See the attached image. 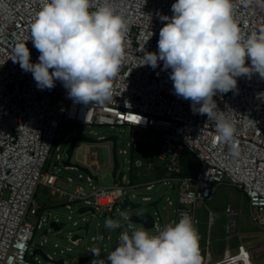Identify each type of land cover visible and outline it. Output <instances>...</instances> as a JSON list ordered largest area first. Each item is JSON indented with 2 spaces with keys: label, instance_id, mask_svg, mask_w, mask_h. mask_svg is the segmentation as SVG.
Wrapping results in <instances>:
<instances>
[{
  "label": "built area",
  "instance_id": "2783aa9c",
  "mask_svg": "<svg viewBox=\"0 0 264 264\" xmlns=\"http://www.w3.org/2000/svg\"><path fill=\"white\" fill-rule=\"evenodd\" d=\"M45 2L0 0V264H45L37 254L31 256L35 229L42 228L48 220L36 197L41 185L63 196L68 208L70 203L80 201L101 213L110 212L115 204L118 209L124 200L130 202L137 196L136 185L125 172L121 180L105 186L99 164L88 166L97 179L87 175L88 183H76L74 191L58 186L56 173L44 171L53 150L60 148L58 142L66 126L71 124H105L111 128L128 125L132 131L131 171L150 169L156 159L162 161L164 174L158 182L176 190V206L170 222L160 223L161 216L156 217L150 234L179 222L181 214L186 213L193 218L199 235L198 209L219 184L242 190L248 199L251 222L264 226V96L259 95L264 93V78L258 73L241 76L237 90L214 97L219 109L227 111L225 114L235 121L238 154L234 155L231 143L220 138L214 122L208 121L206 114H194L191 101L175 94L170 69L163 70V62L156 69L139 66L144 63L140 49L158 51L159 32L166 23L159 16H171L175 0H112L128 22L126 58L111 82L113 99L103 105L74 104L60 81L52 89L40 90L32 74L11 59L17 43L29 38L31 23ZM101 2L92 0L93 9ZM233 2L242 36L264 28V7L256 0ZM28 47L36 62L40 53L31 40ZM71 137L67 134L63 139ZM186 151L200 161L196 176L181 175ZM62 158L57 154V160ZM111 168L110 157L108 170ZM67 181L74 183L70 177ZM154 184L150 182L146 188L152 189ZM143 199L151 200L150 196ZM226 211L229 237L236 231L239 210L230 205ZM129 226L134 228L127 224L125 229ZM212 239L210 232L207 243ZM251 254L240 244L235 252L227 247L218 260L207 254L204 264H252Z\"/></svg>",
  "mask_w": 264,
  "mask_h": 264
},
{
  "label": "clouds",
  "instance_id": "9594fccd",
  "mask_svg": "<svg viewBox=\"0 0 264 264\" xmlns=\"http://www.w3.org/2000/svg\"><path fill=\"white\" fill-rule=\"evenodd\" d=\"M256 3L264 7V0ZM171 10V16H159L166 23L159 32L158 51L140 49L144 63L139 66L156 69L163 62L175 94L191 101L194 114H206L236 155L235 121L214 97L237 90L241 76L258 73L264 78V28L242 36L233 0H175ZM127 31L128 22L112 0H102L95 9L92 0H46L31 23L29 38L17 43L11 59L32 74L38 89H52L60 81L74 104L103 105L113 99L111 82L126 58ZM29 40L40 53L36 62ZM105 227L121 224L108 219ZM89 251L91 264H202L198 231L186 213L157 234L129 226L106 259L99 246Z\"/></svg>",
  "mask_w": 264,
  "mask_h": 264
},
{
  "label": "rangeland",
  "instance_id": "374dc122",
  "mask_svg": "<svg viewBox=\"0 0 264 264\" xmlns=\"http://www.w3.org/2000/svg\"><path fill=\"white\" fill-rule=\"evenodd\" d=\"M115 132L118 134L119 139L117 142L118 149V158L121 162V169L126 173L128 179L135 176V172H132L128 167L130 166V161L132 159V148H131V128L128 125H121L115 128H111L109 125L105 124H93L91 126L71 124L67 125L62 138L59 140L58 144L60 145L59 150H53V155L48 159L44 171L54 172L58 176V186L61 188L67 189L69 191H74L76 183H88L87 174L78 168H65L63 164L57 166L54 163L57 161V154H61L63 159L66 155V149L70 146L71 140H64L67 134L72 136L75 134L87 135L93 138H101L109 135L110 133ZM125 150V153L123 152ZM80 151L83 155L84 162L92 163L93 168L98 163L102 167L101 180L105 186L112 185L113 178L111 172L108 168V148L106 146L96 144V145H85L81 146L76 150ZM75 154V157H76ZM75 157L73 160H75ZM156 161H159L156 159ZM82 175V177H80ZM163 175V174H161ZM72 178L74 183L68 182V178ZM96 185H99V182H95ZM41 187H39L38 192H40ZM50 191V190H49ZM137 196L132 198L133 202L139 203V206L132 210V212H140L148 210L154 217L161 216L163 221L160 223H168L173 217V209L176 205L177 192L173 190L169 184L164 182H156L152 189H147L146 186L135 188ZM40 193L37 194V200H39ZM150 196V201H144L143 197ZM169 200L172 201V204H169ZM214 205H213V204ZM233 204V206L239 210V214L236 217V225L238 233L233 235L230 239V248L232 251H235V247L239 242H245L247 244L258 241L261 237L260 234L254 233L249 234L247 231L253 230L254 226L251 224L250 219V208L248 204V199L246 195L239 188L228 185L221 184L216 188V191L212 197V201H205L204 205L210 207L212 210L217 212L216 220H226V211L225 207L227 204ZM66 202L58 203L53 206H47L43 210V216L50 218H58L61 223L64 224L63 232L56 234L52 230H48V227L44 225L42 228L35 229L32 245L39 246L42 244L44 252L50 253L52 256L59 258L64 257L66 260H70L72 256H79L81 254H90L87 247L99 246L101 248V254L104 253L106 256L108 252L114 250L119 244V236L121 231L125 226L116 229H109L105 227L106 218L101 217V211H98L97 214L92 212H86L84 214H79L78 209L81 206H87L83 202H73L70 203L71 207H67ZM204 210L206 209L203 207ZM125 211V210H124ZM225 211V212H224ZM206 212V211H205ZM121 214H118L117 218L120 223H126ZM68 216H71L70 218ZM77 221L75 225L74 222ZM136 229L143 228L140 224H135ZM69 231H75L81 234L82 239L79 241L78 245H74L69 238ZM220 237H224V234L219 232ZM92 237H95L92 240ZM264 237V235H263ZM57 244V245H55ZM227 245L226 240L218 239L213 241L209 248L213 253V257H220L222 254L223 248ZM72 248L69 250L68 248ZM63 250V253H56L54 251L60 252ZM201 256L205 255L206 248L203 245L200 247ZM103 258V257H101ZM91 261H88L84 264H91ZM48 264V263H45ZM257 264H264V259H260Z\"/></svg>",
  "mask_w": 264,
  "mask_h": 264
},
{
  "label": "water",
  "instance_id": "95a60500",
  "mask_svg": "<svg viewBox=\"0 0 264 264\" xmlns=\"http://www.w3.org/2000/svg\"><path fill=\"white\" fill-rule=\"evenodd\" d=\"M63 129H64V124L61 125L60 132H63ZM118 139H119V136L115 132H112L109 135L101 137V138H93L87 135L75 134L70 139L71 144L66 149L65 158L64 159L62 158L61 160H57L54 163V165L57 166L61 163L65 166V168H78L82 170L85 174H87L88 176H91L93 179L96 180L97 176L92 173L90 168L76 160L75 152L76 150H78L81 144H100V145L110 146L109 151H110V155L112 159L111 176L114 179V182H117L121 180L124 174V171L121 169V162L118 158V149H117ZM74 157H75V160H73ZM182 165H183V172L181 173V175L183 177L196 176V174L198 173L200 169V161L190 151H186L183 154ZM144 201H147V200H144ZM117 206L118 204H115L113 206V209L110 212H103L101 217L106 218V219H115L117 218L119 212L120 213L125 212V215L129 219L126 220L127 221L126 223L125 222L120 223L121 227L122 226L126 227L127 224H131L136 229L135 224H140L142 225L143 229H146L147 231H150L153 228L156 217H154V215L150 211L145 210V211H140V212H132L133 209L139 206V203L133 202L132 200L130 202L128 200H124V202L121 205H119L118 209H117ZM86 212H92L93 214H97L93 206L87 205V206L79 207L78 209L79 214H84ZM68 217L70 218L71 216H68ZM74 224L76 225L77 221H75ZM45 225L46 227H48V230H52L56 234L63 232V229H64V224L61 223L58 218H54L52 220L48 218ZM125 227H124V231L127 230L125 229ZM69 238H70V241L74 245H78L79 241L82 239V236L78 232L69 231ZM94 239L92 237V240ZM68 249L71 250L72 248L70 247ZM90 249L91 247H87L88 252H90L89 251ZM56 253H63V250H61L60 252L54 251V254ZM35 254H37L45 263H48V264H66V263L84 264L90 260H93L94 258L90 254H81L79 256H72L70 260H66L64 257L56 258L52 256L50 253L44 252L42 248V244L33 249V253L31 254V256ZM101 257L106 258L104 253L101 254Z\"/></svg>",
  "mask_w": 264,
  "mask_h": 264
},
{
  "label": "crops",
  "instance_id": "0c3cea01",
  "mask_svg": "<svg viewBox=\"0 0 264 264\" xmlns=\"http://www.w3.org/2000/svg\"><path fill=\"white\" fill-rule=\"evenodd\" d=\"M85 145H96V144H81L79 146V148L81 146H85ZM103 146H106V145H103ZM106 147L108 148V153L107 154H108V166H109L110 157H111L110 156V151H109L110 147L109 146H106ZM76 160L81 162L82 164L87 165V166L92 165V163L84 162L83 155H82V153L80 151H77ZM158 160L159 161L155 160V163L152 165V168H150V169L143 167V168H137V169H135V171H132V172L136 173L134 177H131L133 183L136 185V188L143 187V186L147 187V185L150 182H155L156 183V182H158L159 179H161V177L163 176L161 174H164V169H163L162 161L160 159H158ZM113 182H114V179H113ZM219 185H221V184H219ZM219 185H217L215 187V191H216V188ZM40 187H41L40 192L37 191V194L40 193V195H39L40 197H39L38 203H39V207H40V211L41 212H43V210L47 206H53V205H56L58 203L65 202V198L63 196L59 195L58 193H53L48 186L41 185ZM65 190H67V189H65ZM36 197H37V195H36ZM212 197L209 200H207V201L208 202L212 201ZM77 202H79V201H77ZM230 205L233 206V204H231V203L229 204L228 203L226 205V207L224 208L225 211L227 210V207L230 206ZM203 207H205L206 209L204 210ZM174 210H175V208L173 209V217H172V219L174 218ZM198 215H199V218H200L199 247H201V245H203V243H204V246L206 248L205 255L201 256L202 264H204L206 262L207 254H210V256L212 257V260H218V259H220L223 256V253H224V251H225V249L227 247L231 250L230 245H229L230 244V239H231V237L233 235L237 234L238 231L236 229V231L233 232L229 237L227 236V226L229 224V216L227 214V211H226V214H225L226 217H227L226 220H222V221H220L219 219L216 220L217 212L212 210L210 207H208V206L203 204L198 209ZM251 224L254 226V229L247 231V233H249V234H254V233L260 234L261 238L258 241H255V242H252V243H249V244H247L245 242H239L236 245V247H235V251L237 250L238 245H240V244L245 245L248 249H250L252 251V254H251V262H252V264H257V262L260 259H262V258L264 259V237H263V235H264V226H259V225H256V224L252 223V222H251ZM210 232L212 233L213 239L210 240L211 241L210 243H207ZM219 232L224 234V237H220L218 235V234H220ZM223 238L226 240L227 245L223 248L221 256L214 258L213 257V253H212L211 249L209 248V245L213 241L218 240V239L220 240V239H223ZM235 251H232V252H235Z\"/></svg>",
  "mask_w": 264,
  "mask_h": 264
},
{
  "label": "snow or ice",
  "instance_id": "6c2138e0",
  "mask_svg": "<svg viewBox=\"0 0 264 264\" xmlns=\"http://www.w3.org/2000/svg\"><path fill=\"white\" fill-rule=\"evenodd\" d=\"M133 119H135V117H133Z\"/></svg>",
  "mask_w": 264,
  "mask_h": 264
},
{
  "label": "bare ground",
  "instance_id": "6f19581e",
  "mask_svg": "<svg viewBox=\"0 0 264 264\" xmlns=\"http://www.w3.org/2000/svg\"><path fill=\"white\" fill-rule=\"evenodd\" d=\"M259 249V248H258ZM223 264H225V263H223Z\"/></svg>",
  "mask_w": 264,
  "mask_h": 264
}]
</instances>
